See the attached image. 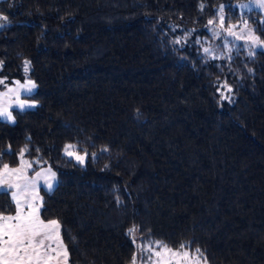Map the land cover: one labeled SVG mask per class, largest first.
Returning <instances> with one entry per match:
<instances>
[{
	"label": "trees",
	"instance_id": "trees-1",
	"mask_svg": "<svg viewBox=\"0 0 264 264\" xmlns=\"http://www.w3.org/2000/svg\"><path fill=\"white\" fill-rule=\"evenodd\" d=\"M248 1L0 0V77L33 79L38 102L0 119V168L25 150L31 173L54 170L41 215L59 220L68 264L145 263L151 241L264 264V44L228 34L264 41Z\"/></svg>",
	"mask_w": 264,
	"mask_h": 264
},
{
	"label": "snow or ice",
	"instance_id": "snow-or-ice-1",
	"mask_svg": "<svg viewBox=\"0 0 264 264\" xmlns=\"http://www.w3.org/2000/svg\"><path fill=\"white\" fill-rule=\"evenodd\" d=\"M256 6L264 9V0H254ZM202 7V6H201ZM248 8V5H242ZM223 12V7L220 9ZM4 20L7 17H3ZM224 17L220 16V24L223 26ZM213 21L209 20V24ZM4 25H0L3 27ZM228 34L236 36V33L228 30ZM248 39L255 47L259 41L251 31ZM175 43H180L176 40ZM208 52V49H204ZM24 72L29 71V62L24 63ZM15 87H8L7 91L0 93V117L14 122L12 111L9 109L15 105L16 108L24 110L34 107L27 99H21V90L29 96L36 87L32 80L21 83L15 81ZM4 84V80H0ZM231 91V89H228ZM15 97L12 104L8 102L9 95ZM228 99V97H223ZM107 151V149H104ZM21 151L20 166L16 168L4 164L0 168V189L11 190L10 206L14 214H5L0 211V264H68L69 252L62 235V226L57 219L45 220L42 218L41 209L43 207L42 198L39 196L40 181L43 180L45 190L51 192L54 188L56 173L47 169L46 172L37 171L34 176H29V170L33 168L32 162L23 158ZM64 153L70 158H74L83 165L88 155L87 152L80 154L76 150V145L66 144ZM95 154H93L94 156ZM138 229L134 226L128 230V235L132 237V243L137 244L135 233ZM141 252L149 253L148 260L151 264H200L201 258L207 264V258L199 248L190 255L188 245L181 244L179 248L173 249L161 241H151L143 246L137 244ZM155 258V259H153ZM131 264H136V255H133Z\"/></svg>",
	"mask_w": 264,
	"mask_h": 264
},
{
	"label": "rangeland",
	"instance_id": "rangeland-1",
	"mask_svg": "<svg viewBox=\"0 0 264 264\" xmlns=\"http://www.w3.org/2000/svg\"><path fill=\"white\" fill-rule=\"evenodd\" d=\"M244 5H248L249 7L248 8H252V7H257V8H259L258 6H256V4L254 3V0H249L248 2H246ZM261 9V8H260ZM262 10H264V9H262ZM2 18H3V16L0 14V22H1V20H2ZM235 33H236V36H240L241 37V39H236V37L235 36H231L232 38H233V40L234 41H237V42H242V43H244V44H249L251 41L248 39V36H249V32H250V30H249V28H247L246 27V25L245 24H243L242 26H239V28H236L235 29V31H234ZM32 80L34 83H35V81L33 80V79H31V78H26L25 80H19V79H15V80H9V79H7V78H3V77H0V80H4V84H0V93H4V92H6L7 91V88L8 87H15V81H17V80H19L21 83H25L27 80ZM35 85H36V83H35ZM36 89H37V86L32 90V93L31 94H33L35 91H36ZM21 99H27L28 101H29V103H32V104H34V107H29V108H26V109H31V108H35L37 105H38V102L36 101V100H33V99H30V98H28V94H26V93H24L23 92V90H21ZM8 99V102L10 103V104H12V102L14 101V99H15V97L13 96V95H9V97L7 98ZM11 109H18V108H16L15 107V105L13 104V106L9 109V111H11ZM0 119H2V120H6L5 118H3V117H0ZM8 121V120H7ZM10 122H13V121H10ZM24 160H26V161H29V162H31L30 160H28L27 158H24ZM33 164V163H32ZM20 166V165H19ZM19 166H17V167H19ZM34 167V166H33ZM11 168H16V167H11ZM50 167H43V168H41V169H39V170H37V171H41V172H46L47 171V169H49ZM33 169V168H32ZM31 169V170H32ZM31 170H29V176L31 177V176H34L35 175V172H37V171H35L34 173H31ZM51 170L54 172V170L51 168ZM56 183H57V177H55V182H54V186L56 185ZM40 187H39V189H38V191H39V196L42 198V194H41V188H45V186H44V183H43V180H41L40 181ZM0 191H9L10 193H11V190H7L6 188L5 189H0ZM189 251V250H188ZM190 252V255L191 254H193L194 252H192V251H189ZM153 259H155V258H153ZM139 264H151V261H149V260H146V262L145 263H143L142 262V260H141V258L139 259ZM200 264H204V262H203V260L201 259V262H200Z\"/></svg>",
	"mask_w": 264,
	"mask_h": 264
}]
</instances>
